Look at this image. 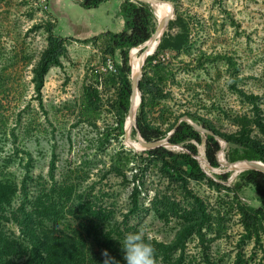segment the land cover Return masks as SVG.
Returning a JSON list of instances; mask_svg holds the SVG:
<instances>
[{
  "label": "rangeland",
  "instance_id": "rangeland-1",
  "mask_svg": "<svg viewBox=\"0 0 264 264\" xmlns=\"http://www.w3.org/2000/svg\"><path fill=\"white\" fill-rule=\"evenodd\" d=\"M125 1L83 9L77 0H0V181L13 190L9 206L0 205V232L28 246L11 217L28 175L27 201L39 197L42 207L50 206L39 230L79 241L67 251L101 257L103 249L95 241L103 240L126 264L124 239L142 231L145 240L178 243L174 256L181 264H264V235L248 236L240 220L244 206L260 208L256 189L245 181L250 168L234 169L238 164L229 166L233 162L227 160L234 150L242 155L245 149L216 138L219 150L208 164L204 151L210 132L189 117L208 119L234 137L241 135V127L256 132L260 117L248 95L259 96L264 111V0H164L173 15L144 58L137 81L153 82L156 90L142 94L138 89L129 136L131 89L126 114L120 91L133 59L143 55L149 42L129 47L125 57L119 48L107 53L109 33L131 31L122 14ZM127 1L150 10L154 34V6ZM48 29L63 39L65 53L48 70L38 96L31 70L46 47ZM128 77L132 84L131 73ZM141 99L146 121L165 134L155 141L172 157L152 159L145 153L150 148L139 146L143 139L135 124ZM181 122L193 125L200 143L169 142ZM219 151L224 162L219 159V166L211 167ZM25 152L33 160L28 172ZM178 169L190 175L198 169L208 178H186L185 189ZM186 190L201 201L202 211Z\"/></svg>",
  "mask_w": 264,
  "mask_h": 264
},
{
  "label": "trees",
  "instance_id": "trees-1",
  "mask_svg": "<svg viewBox=\"0 0 264 264\" xmlns=\"http://www.w3.org/2000/svg\"><path fill=\"white\" fill-rule=\"evenodd\" d=\"M79 5L83 9H96L103 3L109 0H77ZM126 5L122 8V14L125 17V22H127L131 31L129 34L127 32H121L120 34H111L108 44L107 53L112 55L116 48L122 50L123 57L126 56V51L131 46H138L140 44H145L151 38L152 34L149 30V21L151 18V12L148 8H142L144 6L140 5V8H134L131 2L125 1ZM142 27V28H141ZM151 34V35H150ZM142 44V45H143ZM65 47L63 46V39L61 37L55 36L50 29L46 31V47L38 56V60L35 62L34 67L31 70L33 83V88L35 93L39 96L41 89L44 84V77L48 70L60 64V57L64 55ZM161 67V65L159 66ZM125 78L126 86L120 91L124 96L125 101L121 105L123 114L127 113V95L131 89V83L129 79V74ZM122 80V77L120 78ZM129 89V90H128ZM138 89L142 94H153L156 90V85L153 82L140 81L138 83ZM130 97V96H129ZM143 98V97H142ZM249 104L252 106L256 115L260 117L259 123L256 124V132L251 134L247 132L246 127H241L238 129L237 133L240 136L234 137L224 133L219 132L214 125L205 118H201L195 114H189L191 119L198 121L201 128L210 132V135L206 136L205 139V157L208 164L212 165L214 163V157L219 150V142L216 138H220L228 144H233L237 147H242L245 149L242 155H238L237 150L233 153L235 156L227 157L228 161L234 162L239 161H257L264 164V118L261 114L264 111L260 106V97L254 94L248 95ZM141 111L139 116L136 118V129L140 137L146 142H152L155 140H160L165 137V134L158 128L150 125L144 116L143 112V99H141ZM262 112V113H261ZM262 118V119H261ZM12 137L17 139L15 134L12 133ZM190 140H194L197 143L201 142L200 135L198 132L188 123L181 122L179 125L173 128V134L169 139V142L173 144L185 143ZM189 147L194 150L192 146ZM148 157L156 160H165L172 157L173 153L164 147H156L145 152ZM221 151H219L215 164L211 167L219 166V158ZM26 157V163L24 166L25 172H28L31 167H33V160L28 152L24 153ZM247 159V160H246ZM202 161V160H201ZM237 161V162H239ZM194 163L199 165V161L194 157ZM235 163V162H234ZM55 162H51L50 172L55 170ZM175 174L181 179L183 183L182 187L185 188L187 179L200 180L207 179L208 177L203 172L192 169L191 175L186 174L184 171L178 169ZM184 176V178H183ZM221 178L225 179L226 176ZM31 177L26 175L23 177L20 193L23 196L20 206L13 212H11V217L18 228L20 235L25 241H27L28 246L24 248L20 243L15 240H8L10 237L6 234L0 232V264H102V258L97 257L94 252H89V254L71 251H67V248H73L74 245L79 242H73L71 240H65L63 238L55 237L49 232H41L39 230V224L42 217H47L50 213L48 207H42L40 205L39 197H35L33 200L27 201L29 195L28 184L31 182ZM245 181L251 184L260 197V208L251 210L245 206L240 209V220L245 228L248 236L252 235V232L258 236V231L264 235V174L256 171L250 170L245 174ZM211 184H214L210 181ZM216 185V184H215ZM217 186V185H216ZM5 185L0 181V205L10 204V196L13 193L11 186ZM186 189V188H185ZM187 191V190H186ZM188 196H191L193 201L196 202L199 210L202 211L201 201L194 195L188 192ZM135 200V194L132 196ZM26 204L30 205V208H26ZM259 239V237H256ZM145 242L151 243L155 249V259L156 264H181V260L175 259L174 254L178 251L180 245L178 243L165 244L161 242H153L150 240H145ZM258 242V240H257ZM96 246L99 249H108L110 253L114 256L113 249L109 245L104 244L103 240H96ZM77 245V244H76ZM82 246V243L80 244ZM119 264H122L119 261Z\"/></svg>",
  "mask_w": 264,
  "mask_h": 264
},
{
  "label": "bare ground",
  "instance_id": "bare-ground-1",
  "mask_svg": "<svg viewBox=\"0 0 264 264\" xmlns=\"http://www.w3.org/2000/svg\"><path fill=\"white\" fill-rule=\"evenodd\" d=\"M146 3H150L154 6L155 8V15H156V19H157V31L151 36V38L149 39V41H147L145 43V45L143 47H145L147 45V49L146 51L143 53V55L141 57H136L133 59L131 66H132V72H131V107L129 110V116H128V122H127V136L130 135V132L133 130L134 127V122H135V112L137 110L138 104H139V91L136 88V83L140 78V72H141V64L144 60V58L148 55V52H151L158 44L159 39L161 38L166 26H167V21L169 22V20L171 19L172 15H173V9L172 6L169 5L168 3L165 2H148L146 0H142ZM141 1V2H142ZM171 6V7H170ZM133 100V102H132ZM141 146V145H139ZM135 147V146H134ZM139 148V147H137ZM220 162H224L222 155L220 154ZM202 160V158H201ZM202 162V161H201ZM207 166V163L204 161V163L202 164L203 167ZM233 164H238L237 167H235L234 169H239V168H243V167H250V166H255V165H260V162L257 161H239L236 163H232V164H228L233 165Z\"/></svg>",
  "mask_w": 264,
  "mask_h": 264
},
{
  "label": "clouds",
  "instance_id": "clouds-1",
  "mask_svg": "<svg viewBox=\"0 0 264 264\" xmlns=\"http://www.w3.org/2000/svg\"><path fill=\"white\" fill-rule=\"evenodd\" d=\"M122 250L126 264H156L155 249L151 243L145 242L142 231L128 234L124 239ZM100 255L102 264H119L108 249L101 250Z\"/></svg>",
  "mask_w": 264,
  "mask_h": 264
},
{
  "label": "water",
  "instance_id": "water-1",
  "mask_svg": "<svg viewBox=\"0 0 264 264\" xmlns=\"http://www.w3.org/2000/svg\"><path fill=\"white\" fill-rule=\"evenodd\" d=\"M132 1H139V0H132ZM146 1H148V2H167V1H164V0H146ZM169 5H171L169 2H167ZM167 24H168V21H167ZM136 88L138 89V83H136ZM139 102H140V99H139ZM192 127H193V125H192ZM136 129V128H135ZM136 131H137V129H136ZM137 133H138V131H137ZM138 135H139V133H138ZM140 136V135H139ZM141 138V137H140ZM142 139V138H141ZM141 146H142V148H145V147H147V148H150V149H153V148H156V147H160V146H162L160 143H158L157 141H152V142H146V141H143L142 140V143L140 144ZM163 147V146H162ZM234 163V162H233ZM250 168V170H256V171H259V172H261V173H263L264 174V164H262L261 162H260V165H255V166H250L249 167Z\"/></svg>",
  "mask_w": 264,
  "mask_h": 264
},
{
  "label": "crops",
  "instance_id": "crops-1",
  "mask_svg": "<svg viewBox=\"0 0 264 264\" xmlns=\"http://www.w3.org/2000/svg\"><path fill=\"white\" fill-rule=\"evenodd\" d=\"M109 32H112V31H109Z\"/></svg>",
  "mask_w": 264,
  "mask_h": 264
}]
</instances>
